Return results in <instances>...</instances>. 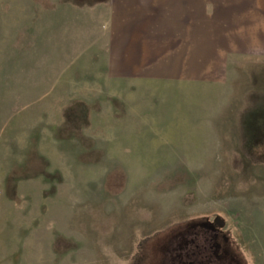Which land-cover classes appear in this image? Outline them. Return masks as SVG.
<instances>
[{"label": "rangeland", "instance_id": "374dc122", "mask_svg": "<svg viewBox=\"0 0 264 264\" xmlns=\"http://www.w3.org/2000/svg\"><path fill=\"white\" fill-rule=\"evenodd\" d=\"M237 1L178 72L110 0H0V264H264V0Z\"/></svg>", "mask_w": 264, "mask_h": 264}, {"label": "crops", "instance_id": "0c3cea01", "mask_svg": "<svg viewBox=\"0 0 264 264\" xmlns=\"http://www.w3.org/2000/svg\"><path fill=\"white\" fill-rule=\"evenodd\" d=\"M259 4L257 1L254 6L257 11H260ZM250 5L248 3V7ZM110 6L117 8L115 12L118 10L124 12V16L119 14L118 17H114L115 24L124 22L131 34L138 30L142 37L151 41L149 44L151 46H154L155 41V50L149 54L144 51L141 55L154 54L156 60L152 61H155L157 66H143V69L185 72L196 70V21L197 15L201 16L203 12L201 8L209 6L215 8V12L243 13L247 4L234 0H110ZM215 17L217 14H209L207 18L204 16L199 21L206 23L220 21ZM202 38L208 39L206 36ZM203 45L208 44L204 42ZM207 52L210 51H203V54ZM144 60L146 62L147 59Z\"/></svg>", "mask_w": 264, "mask_h": 264}, {"label": "flooded vegetation", "instance_id": "af4514ba", "mask_svg": "<svg viewBox=\"0 0 264 264\" xmlns=\"http://www.w3.org/2000/svg\"><path fill=\"white\" fill-rule=\"evenodd\" d=\"M193 228H194V226H193ZM200 230L203 231L206 235H208L207 236L208 237L207 238L208 241L216 243V246H217L218 250H220V246L222 245L221 244L222 241L223 240L226 241V240H225L224 235L222 233H220L219 229L216 228L215 226H211V225H208V224H205V223H200ZM222 253L224 254V256H226V259H227L228 258L227 252H225V250L222 249ZM226 259L223 258V260H226ZM223 262L224 261H222L221 258H220V264H225ZM238 264H240V262H238Z\"/></svg>", "mask_w": 264, "mask_h": 264}, {"label": "water", "instance_id": "95a60500", "mask_svg": "<svg viewBox=\"0 0 264 264\" xmlns=\"http://www.w3.org/2000/svg\"><path fill=\"white\" fill-rule=\"evenodd\" d=\"M214 224H216L220 228L222 227L223 222L219 218H215Z\"/></svg>", "mask_w": 264, "mask_h": 264}]
</instances>
